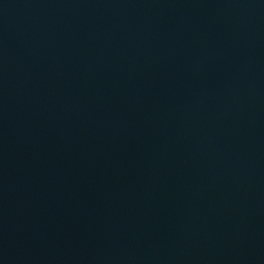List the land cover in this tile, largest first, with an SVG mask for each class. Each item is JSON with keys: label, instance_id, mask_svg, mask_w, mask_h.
Returning <instances> with one entry per match:
<instances>
[{"label": "water", "instance_id": "1", "mask_svg": "<svg viewBox=\"0 0 264 264\" xmlns=\"http://www.w3.org/2000/svg\"><path fill=\"white\" fill-rule=\"evenodd\" d=\"M0 264H264V0H0Z\"/></svg>", "mask_w": 264, "mask_h": 264}]
</instances>
